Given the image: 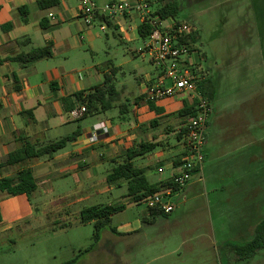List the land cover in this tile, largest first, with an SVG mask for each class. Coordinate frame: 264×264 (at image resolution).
Segmentation results:
<instances>
[{"label": "crops", "instance_id": "1", "mask_svg": "<svg viewBox=\"0 0 264 264\" xmlns=\"http://www.w3.org/2000/svg\"><path fill=\"white\" fill-rule=\"evenodd\" d=\"M38 1L0 0V179L13 177L19 170L30 168L36 180V189L30 196H13L0 191L4 194L0 198V234L7 233L14 225H28L46 218L43 215L48 208L78 205L83 200H94L97 194L112 193L115 188L122 194V201L106 204L124 203L128 207L132 203L126 195V180L114 184L106 182L105 187L97 188L92 173L107 172L104 175L106 181L113 167L125 161L126 151L141 142L156 146L145 155L133 158V167L143 171L149 184L167 182L179 165L178 141L182 128H177V132L174 130L175 124L184 118L179 119L178 112L193 103L182 93L151 101L149 90L156 81V69L141 77L138 65H134L132 76L122 73L118 80L116 77L122 72V66L97 64L94 56L102 48L99 42L101 34L93 28L95 26H86L79 18V0H51L43 8L38 6ZM110 23L104 30L98 28L106 38V30L110 29L124 42L142 39L138 35L137 20L120 17ZM47 44L52 46L51 56L28 66L5 60ZM143 50L150 56L147 42ZM253 50V57L248 61V64L252 63L248 66V74L252 72L259 82H264L262 69L258 66L260 47ZM138 52L142 53V50ZM106 74L111 75L110 84L115 89L111 108L90 114L96 115L97 120L88 126L84 119L89 115L73 119L71 112L78 103L72 95L101 85ZM206 79L210 80L212 89V99L209 100L212 112L206 129L204 164L200 178L195 181L202 183V189L197 188L192 197L201 196L203 191L215 194L227 188L241 194L248 193L250 183L254 184L256 166L259 172H264V108L262 117L256 121L250 118L242 99L216 107L215 80L212 74ZM151 103L158 111L150 107ZM117 107L119 116L114 118L112 114ZM100 122L108 127V133L100 134L99 139L91 143L92 127ZM64 137L71 139L51 156L42 155L15 165L2 163L9 153L22 149L26 144L38 150ZM256 159L260 160L259 164H255ZM164 172L168 173L166 177L152 181ZM195 182L193 178L185 189L190 190ZM183 198L182 203L185 202ZM246 206L249 209V205ZM172 213L158 215L155 219L148 213L136 221L133 228L122 225L123 234L140 231L141 240H144L149 227L159 222L169 224L168 216ZM249 220V216L243 223L234 218L226 224L232 233L241 234L245 230L239 224L247 225L248 229L250 223L254 224ZM178 249L176 247L169 253H176Z\"/></svg>", "mask_w": 264, "mask_h": 264}, {"label": "rangeland", "instance_id": "2", "mask_svg": "<svg viewBox=\"0 0 264 264\" xmlns=\"http://www.w3.org/2000/svg\"><path fill=\"white\" fill-rule=\"evenodd\" d=\"M99 1L105 3L110 0ZM146 1L152 9H156L166 0ZM175 1L181 8L175 21L187 23L195 29L196 41L193 46L190 45L192 58L201 66L206 77L212 74L215 80L213 84L217 97L214 106L224 107L227 101L232 103L242 99L250 118L258 121L264 108V82H259L252 72L249 76L248 61L253 57V49L260 47L261 58L257 65L264 76V0ZM93 28L101 34L99 42L102 47L97 50L95 60L99 65L122 66V72L117 74L116 79H121L122 73L132 76L134 65H138L141 77L155 69L150 56L143 50L147 40L138 38L133 42H124L110 29L106 30V38L97 25ZM126 60L129 62L125 63ZM222 100L225 101L222 103ZM118 107L112 114L114 118L119 116ZM95 116H87L84 124L88 126L96 121ZM179 119L183 120L175 124L176 132L177 128H182L187 117ZM258 161L256 159L255 164H259ZM106 173H92L97 188L106 186ZM167 174L156 175L152 181ZM198 179L199 176H195L194 182ZM195 183L190 190L184 188L173 198L176 207L168 216L169 224L159 222L149 227L144 240H141L140 231L124 235L122 225L133 228L136 221L148 216L143 203H132L112 216L111 226L116 233L103 230L99 241L89 251L85 250L92 243L94 227L92 223H80L79 211L94 204L122 201L120 191L115 188L112 193L103 192L95 195L94 200H83L78 205L62 209L55 206L48 208L43 215L46 218L28 225H14L7 233L0 234V264H62L70 259L75 260L74 264H264V248L252 258L241 260L224 246L228 241L244 244L251 240L254 229L264 218V172H259L256 166L254 184L250 183L251 189L244 194L227 188L215 194L203 191L194 199L195 190L202 189L201 182ZM2 196L4 194L0 193V198ZM218 197L222 199L218 201ZM248 216L254 224L250 223L248 229L247 225L239 224L245 230L241 234L228 230L230 226L226 223L231 219L243 223ZM141 225L144 227L143 222ZM252 225L254 227L250 229ZM176 247H179L178 251L170 254Z\"/></svg>", "mask_w": 264, "mask_h": 264}, {"label": "built area", "instance_id": "3", "mask_svg": "<svg viewBox=\"0 0 264 264\" xmlns=\"http://www.w3.org/2000/svg\"><path fill=\"white\" fill-rule=\"evenodd\" d=\"M120 17H127L130 21L137 20L138 25L143 24L149 28L147 48L150 61L158 71L156 81L149 90V99L157 101L182 93L194 102L195 115L184 123L178 141L180 151L177 172L166 185L160 186L158 192L142 201L147 209L170 214L176 207L173 198L195 176L200 178L207 141L206 129L212 112L210 101L198 90V84L206 78V74L192 58L190 51L188 37L195 33V29L171 18L162 19L146 0L110 1L101 5L94 0H79V18L86 26L97 25L100 30H104L106 21L113 22ZM84 114V105L71 112L73 119H79ZM91 131L89 140L93 143L100 134L108 133V127L100 122Z\"/></svg>", "mask_w": 264, "mask_h": 264}, {"label": "trees", "instance_id": "4", "mask_svg": "<svg viewBox=\"0 0 264 264\" xmlns=\"http://www.w3.org/2000/svg\"><path fill=\"white\" fill-rule=\"evenodd\" d=\"M51 0H39L37 2L38 6L43 8L50 4ZM56 2V0H54ZM180 5L175 0H166L159 8L155 9L156 14H158L162 19L171 18L176 20L177 14L180 11ZM26 21V19H23ZM106 24H111L106 21ZM150 31L146 25H139L138 35L145 39L149 35ZM191 46L196 41L195 33L188 37ZM51 44H47L43 47L31 48L26 53H21L19 55L6 58L5 60L15 61L19 63L22 67L28 66L40 59L48 58L52 54ZM190 51L192 49L190 48ZM2 60V61H5ZM111 73H114L112 69ZM111 75L106 74L104 76V81L101 85L94 86L88 92H77L72 95L80 105L85 106V114L83 117L93 114L97 111H107L111 108V103L113 101V95L115 93L114 86L110 84ZM198 90L201 95L207 100H211V84L210 80H202L198 84ZM150 107L153 110L158 111V109L151 103ZM181 117L190 118L195 115L194 102L191 105H186L184 108L178 112ZM70 137H64L57 141L50 142L41 149L34 150L30 144H26L22 149L16 150L8 154L3 164L15 165L23 163L28 159L40 157L42 155L51 156L52 153L58 149L64 147ZM156 144L150 142H141L137 144L134 148L129 149L125 153V161L119 165L113 167L111 172L106 176V182L108 184H114L119 180L127 181V196L129 197V203H142L146 198L150 197L154 193L160 190V186H164L167 182H163L160 185L149 184L146 178L143 176V171L141 169L134 168L131 160L135 157L145 155L146 153L152 151ZM36 189V180L32 175L30 168L21 169L13 177H4L0 179V191L5 192L9 195H25L30 196L31 193ZM126 204L116 203V204H106V205H92L84 207L79 213L80 223H92L94 227V232L92 235V243L85 250L89 251L97 244L100 239V233L103 230H108L111 233H116V229L111 226V217L124 210ZM148 213L155 219L158 215H162L159 210L147 209ZM1 220V216H0ZM255 233L251 240L244 244H235L228 241L224 244L225 247L230 248L239 259L245 260L252 258L258 251L264 248V218L257 224L254 229ZM75 260L70 259L62 264H74Z\"/></svg>", "mask_w": 264, "mask_h": 264}]
</instances>
